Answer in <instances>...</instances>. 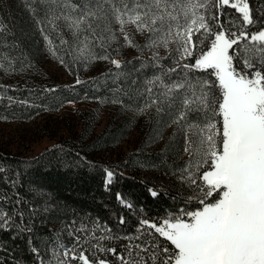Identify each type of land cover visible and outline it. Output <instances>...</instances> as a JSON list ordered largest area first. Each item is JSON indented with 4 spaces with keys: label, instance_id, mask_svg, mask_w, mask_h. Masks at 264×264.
I'll return each instance as SVG.
<instances>
[{
    "label": "snow or ice",
    "instance_id": "1",
    "mask_svg": "<svg viewBox=\"0 0 264 264\" xmlns=\"http://www.w3.org/2000/svg\"><path fill=\"white\" fill-rule=\"evenodd\" d=\"M25 6L45 50L65 67L106 61L122 69L113 53L128 47L140 53V68L156 69L136 112L167 117L161 126L182 139L188 160L179 179L193 194L159 221L139 218L131 231L124 216L116 221L120 230L99 217L72 220L65 227L71 243L57 237L49 259L30 237L34 264H264V0H26ZM10 35L0 23L3 74L31 67ZM0 102L42 107L3 88ZM114 176L105 169L106 189ZM149 194L162 195L152 188ZM116 199L135 208L120 193ZM19 204L11 212L0 205V231L31 233Z\"/></svg>",
    "mask_w": 264,
    "mask_h": 264
},
{
    "label": "trees",
    "instance_id": "2",
    "mask_svg": "<svg viewBox=\"0 0 264 264\" xmlns=\"http://www.w3.org/2000/svg\"><path fill=\"white\" fill-rule=\"evenodd\" d=\"M122 64V69L118 70L120 76L109 81L108 86L103 83V78L96 82L83 79V84L56 87L27 82L8 84L0 79V88L5 89L7 95L35 101L42 107L75 101L83 94L90 98L101 97L104 87L112 88L114 98L124 101L123 105L117 103L112 115L117 123L107 125L86 147L79 142L60 140L30 156L0 149V167L4 169L0 172V205L11 212L19 200V208L24 212L22 223L32 229L31 233L23 234H18L16 229L0 231V264H34L35 257L27 242L30 237L32 246L38 247L45 259H49L57 237L71 243L65 227L72 220L79 221L86 215L99 217L114 230H120L124 226L116 221L119 216H124L127 230L131 231L139 218L159 221L184 207V201L193 195L179 179V172L188 160L182 139L173 136V128L161 126V120L167 117L163 113L156 116L151 110L144 115L136 112V108L143 105L140 93L145 81L156 69L140 68V55L125 57ZM53 88L55 92L43 91ZM37 109L0 102V113L11 116L30 114ZM132 131L138 134L137 145L124 161L105 160L87 152V148L98 150L118 144ZM105 169L115 173L113 183L107 189ZM150 171H159L164 176L167 182L163 187H157ZM150 188L162 195L152 197ZM117 193L126 196L135 208H122L116 199ZM16 220L20 222L19 217Z\"/></svg>",
    "mask_w": 264,
    "mask_h": 264
},
{
    "label": "rangeland",
    "instance_id": "3",
    "mask_svg": "<svg viewBox=\"0 0 264 264\" xmlns=\"http://www.w3.org/2000/svg\"><path fill=\"white\" fill-rule=\"evenodd\" d=\"M25 4L26 0H0V23L10 29L9 39L16 40L19 44L18 52L22 51L31 64L30 68L22 72L3 74L0 71V79L4 83L73 86L76 85L78 77L81 81L90 79L92 82L103 78V83L108 86L113 78L120 76L119 69L113 68L106 61L87 65L75 63L71 68L61 65L45 50L43 39L36 31ZM137 40L143 43L142 38L137 37ZM2 54L0 50V55ZM161 54L163 55V51ZM137 55L140 53L135 48L124 47L119 49V55L115 58L122 62L125 57ZM149 55L148 52L144 53V57ZM64 58L66 61L71 59L67 55ZM2 62L4 61L0 59V63ZM111 89L104 87V96L101 97L90 98L83 94L74 103L61 101L26 115L11 116L0 113L7 117L0 119V149L30 156L60 140L79 142L86 147L107 125L113 126L117 123L112 116L117 103H111L114 99V94L111 93L114 90ZM137 141L138 134L132 131L118 144L98 150L87 148V152L98 158L121 162L136 147ZM149 174L159 188L167 182L159 171H150Z\"/></svg>",
    "mask_w": 264,
    "mask_h": 264
}]
</instances>
